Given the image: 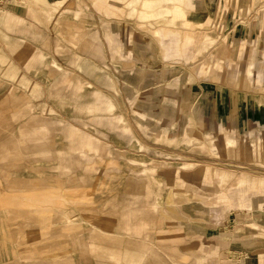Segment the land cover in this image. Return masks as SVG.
<instances>
[{"label": "rangeland", "instance_id": "obj_1", "mask_svg": "<svg viewBox=\"0 0 264 264\" xmlns=\"http://www.w3.org/2000/svg\"><path fill=\"white\" fill-rule=\"evenodd\" d=\"M0 264H264V0H0Z\"/></svg>", "mask_w": 264, "mask_h": 264}, {"label": "bare ground", "instance_id": "obj_2", "mask_svg": "<svg viewBox=\"0 0 264 264\" xmlns=\"http://www.w3.org/2000/svg\"><path fill=\"white\" fill-rule=\"evenodd\" d=\"M93 3H94V5H96V7H97L98 9H101V8H102L101 4H99L98 2H93Z\"/></svg>", "mask_w": 264, "mask_h": 264}, {"label": "crops", "instance_id": "obj_3", "mask_svg": "<svg viewBox=\"0 0 264 264\" xmlns=\"http://www.w3.org/2000/svg\"><path fill=\"white\" fill-rule=\"evenodd\" d=\"M20 55H22L23 56V53H21ZM21 58V57H20Z\"/></svg>", "mask_w": 264, "mask_h": 264}]
</instances>
